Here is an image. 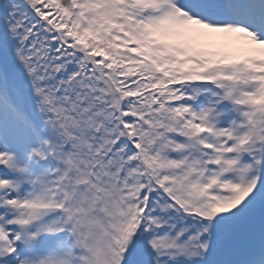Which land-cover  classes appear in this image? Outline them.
Segmentation results:
<instances>
[{"label":"snow or ice","instance_id":"obj_1","mask_svg":"<svg viewBox=\"0 0 264 264\" xmlns=\"http://www.w3.org/2000/svg\"><path fill=\"white\" fill-rule=\"evenodd\" d=\"M0 264H264V0H0Z\"/></svg>","mask_w":264,"mask_h":264}]
</instances>
